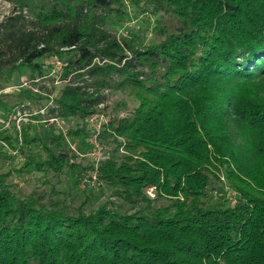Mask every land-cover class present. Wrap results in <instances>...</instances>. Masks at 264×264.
Segmentation results:
<instances>
[{"label": "trees", "instance_id": "1", "mask_svg": "<svg viewBox=\"0 0 264 264\" xmlns=\"http://www.w3.org/2000/svg\"><path fill=\"white\" fill-rule=\"evenodd\" d=\"M2 1L19 14L0 24L14 42L0 80L21 68L45 80L64 65L60 84L38 86L46 104L21 108L28 155L14 173L79 170L66 140L86 145L109 92L132 104L105 116V156L90 172L109 196L90 212L53 188L22 194L0 171V264H264V0ZM27 15L39 31L13 32ZM47 106L67 138L30 124ZM0 109L6 118L1 95Z\"/></svg>", "mask_w": 264, "mask_h": 264}, {"label": "rangeland", "instance_id": "2", "mask_svg": "<svg viewBox=\"0 0 264 264\" xmlns=\"http://www.w3.org/2000/svg\"><path fill=\"white\" fill-rule=\"evenodd\" d=\"M19 14L16 7L0 0V24L10 20L13 16ZM129 23V26H135V20ZM13 24V32L22 29L25 32H38L39 28L33 25V19L27 15L23 22L21 21H10ZM120 34V31L118 32ZM152 37L147 35V41L150 42ZM14 42L12 41H4L2 37H0V52H7L6 45L14 47ZM8 56L9 53H6ZM7 58V57H5ZM48 61L45 62L47 64ZM29 77L28 70L25 68H21L19 71H15L10 77L5 78L4 80H0V95L1 101L8 105L10 108V112L7 117L3 115L0 109V131L6 130V134L11 137L12 144L15 149L22 146V137L21 133H18V130H22L23 126L28 125V119L24 118V114L27 113V110L21 111V107H25L27 105L30 106V110H37L38 107H42L46 104V100L43 98L47 97V94H34L30 101H27L26 96L24 95L19 86L21 83L27 80ZM52 77L47 76L44 80L43 86L46 88H50L52 85ZM57 87V86H55ZM58 92V88H55V93ZM30 96V95H29ZM120 101H126L128 104H132V100L126 96V93L121 91H111L107 94V103L103 107V113L105 116L112 118L116 116L118 113H113L111 108L115 103ZM27 102V103H26ZM26 103V104H24ZM119 114H124L123 111ZM9 127L4 128V122H9ZM20 121L18 127H16L17 122ZM100 142V141H99ZM18 144V145H17ZM18 146V147H17ZM13 147L6 145V143H0V171L3 173L11 170L10 182L15 187V189L22 194L28 195L31 193L42 194L43 192H49L51 188L55 189L59 192H64L65 195H60L61 200H65L66 205L70 207V210H74L84 201L89 200V204H87L85 211L90 212L91 210L97 208L99 205L103 204L109 196L108 192H104L101 194L98 190L99 184L95 181L92 176H94L90 169L96 165V158L94 159L92 156H87L84 158H77L75 162L80 164L79 170L75 172H66L61 177H54L52 174H48L47 176H42L41 174H30V175H19L14 173V169H19L20 165H22L26 161V156L28 155V151L26 148L17 149V155H11L10 152L14 151ZM105 149L102 148L101 155L105 156ZM5 160L4 157L6 156ZM91 177V179H89ZM147 194L149 197H153L152 190H148Z\"/></svg>", "mask_w": 264, "mask_h": 264}, {"label": "built area", "instance_id": "3", "mask_svg": "<svg viewBox=\"0 0 264 264\" xmlns=\"http://www.w3.org/2000/svg\"><path fill=\"white\" fill-rule=\"evenodd\" d=\"M52 69L50 72V75L54 76L58 75L62 71V67L64 66L61 62L59 61H53L51 63ZM44 80H39L35 79L33 81H24L21 83L19 86V89L21 90H27L29 92H32L33 94H39L38 86H43ZM53 84L58 85L60 84V81L58 77H55L53 79ZM48 106H51V102L49 101L47 103ZM48 106L39 110L37 113H34L33 115L39 114L41 115V121H30V124H44V125H54L55 128L59 131L62 132L63 137L67 138L66 135V129H65V124L64 122L59 119L58 117L50 116L48 113ZM22 108V107H21ZM24 118H27L26 115L24 114ZM107 121V118L102 114V113H97L93 116H90L87 121H86V126L88 128V133L85 139L86 145H81V149L77 148V142L74 141H67L69 145L70 151L77 156V158H84L87 156H92L94 159L96 158V162H99L102 160L104 157L101 155L102 151V146L99 143V135L101 132L102 125L105 124ZM9 122H4V128L9 127ZM20 121L17 122L16 127H18V124ZM29 123V122H28ZM19 132V130H18ZM11 155H17V149L14 151L10 152ZM93 179H95L94 176H92ZM234 203V201L232 202Z\"/></svg>", "mask_w": 264, "mask_h": 264}]
</instances>
